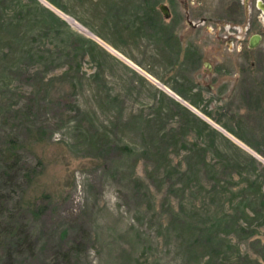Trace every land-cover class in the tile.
<instances>
[{
  "label": "rangeland",
  "instance_id": "1",
  "mask_svg": "<svg viewBox=\"0 0 264 264\" xmlns=\"http://www.w3.org/2000/svg\"><path fill=\"white\" fill-rule=\"evenodd\" d=\"M147 1L0 0V264H264V56Z\"/></svg>",
  "mask_w": 264,
  "mask_h": 264
},
{
  "label": "flooded vegetation",
  "instance_id": "2",
  "mask_svg": "<svg viewBox=\"0 0 264 264\" xmlns=\"http://www.w3.org/2000/svg\"><path fill=\"white\" fill-rule=\"evenodd\" d=\"M175 1L178 0H162L154 8L152 0H148L146 11L150 13V18H147V24H152L154 14L157 12L164 22L170 24L169 26L173 28L178 26L177 29L180 26L183 27L177 39L172 37L173 30H170L168 25L164 27L167 41H175L176 45L183 49L182 52L188 53L184 57L181 56L183 62H195L199 59V52L194 41L183 40L186 35L193 36L196 28L205 23L217 26L216 28L221 31L220 41L224 42L223 46L229 50V46L233 45V52L237 58L249 62L250 54L255 51L261 52L260 59L262 54L264 56V0H209L207 7L204 0H193V7L182 0L180 2L181 17L175 14L173 6ZM160 5L167 11V17H163L159 12ZM202 11H209V17H204ZM224 28L228 30L226 34L223 31ZM182 52L179 50V53Z\"/></svg>",
  "mask_w": 264,
  "mask_h": 264
},
{
  "label": "water",
  "instance_id": "3",
  "mask_svg": "<svg viewBox=\"0 0 264 264\" xmlns=\"http://www.w3.org/2000/svg\"><path fill=\"white\" fill-rule=\"evenodd\" d=\"M158 9H159V12L163 15V17H167V11L165 10L163 6L160 5Z\"/></svg>",
  "mask_w": 264,
  "mask_h": 264
},
{
  "label": "trees",
  "instance_id": "4",
  "mask_svg": "<svg viewBox=\"0 0 264 264\" xmlns=\"http://www.w3.org/2000/svg\"><path fill=\"white\" fill-rule=\"evenodd\" d=\"M49 1V0H48ZM147 14L145 15V17H144V19H145V21H143L142 23H146L147 24V18H150L149 17V15H150V13H148V11L146 12ZM179 96H181V94H179Z\"/></svg>",
  "mask_w": 264,
  "mask_h": 264
}]
</instances>
